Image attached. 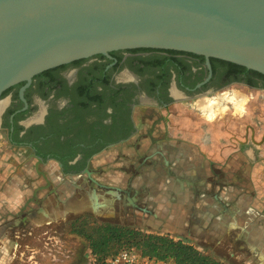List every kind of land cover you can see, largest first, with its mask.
Returning a JSON list of instances; mask_svg holds the SVG:
<instances>
[{"label":"flooded vegetation","instance_id":"af4514ba","mask_svg":"<svg viewBox=\"0 0 264 264\" xmlns=\"http://www.w3.org/2000/svg\"><path fill=\"white\" fill-rule=\"evenodd\" d=\"M232 86L264 91V75L215 57L155 48L120 49L110 55L78 59L43 71L30 83L12 86L1 99L0 135L11 153L20 155L28 150V156L49 165L41 172H16V177L22 178L17 181L22 185L19 188L23 192L33 189L28 202L20 207L19 225L51 228L71 215L92 211L106 217L127 216L158 228L151 223L156 220L151 217L154 212L166 228L167 218L181 227L184 216L178 206L182 203L179 180L196 177L192 187L184 182L187 191L182 200L188 199V194H203L206 180L197 175L198 158L193 153L189 159L184 142L169 134L153 135V126L162 125L158 123L164 120L154 119L153 111L197 101ZM247 97L238 91L213 96L214 111L203 114L213 121L218 114H225V102L244 113ZM109 158L112 165L103 162ZM137 162L146 165L148 176L156 179L154 187L138 170L141 166ZM126 163L133 165V172L124 167ZM135 175L139 181H134ZM93 191L103 204L97 210L90 195ZM131 199H135L133 203ZM227 211L229 207L223 206L217 218L225 220ZM213 216L208 214L210 219ZM201 219L190 221L193 230L201 232ZM1 237L0 259L3 248L15 242ZM258 243L264 247V241L258 239ZM19 245L16 242L10 254ZM4 263L7 260H0Z\"/></svg>","mask_w":264,"mask_h":264},{"label":"rangeland","instance_id":"374dc122","mask_svg":"<svg viewBox=\"0 0 264 264\" xmlns=\"http://www.w3.org/2000/svg\"><path fill=\"white\" fill-rule=\"evenodd\" d=\"M234 91L248 96L244 104L246 109L244 113H238L233 103L225 102L227 106L225 114L222 116L218 114L212 121L206 118L197 105L202 98L219 97L224 92L232 93ZM219 111L222 109L216 110V112ZM153 112L154 119L164 118L163 122L159 121L161 123H158L162 125L153 126V135L169 134L177 141L184 142L183 146L188 149L189 159L193 153L198 158L197 175L206 180V185L202 187L204 193L188 194L186 200H182L183 195H186L185 191H187L184 182L192 187L193 183L190 180L194 181L196 177L179 180L182 182L180 183V200L182 203H179L178 206L180 211H183L182 216H184L181 217L184 221L177 230L179 232L167 234L166 230L159 229L168 228L163 226L158 214L154 212H152L151 217L159 222L153 219L151 223L158 228L141 225L127 216L106 217L92 211L81 215H71L63 223L51 228L43 225L21 226L18 222L20 221L19 206L17 209L9 210L5 215L0 216V223H7V226L0 225V239L3 240L1 237L3 235L9 240L15 241L8 243L3 248V252L6 250L8 255L1 257V262L3 259V262L7 260V263L4 264H89L90 259L87 256L90 251L89 242L78 231H87L92 226L109 220L115 225L132 226L148 233L167 234L176 240H183L193 244L223 264H257L256 256L259 254L262 258L260 262L264 263V247L258 243L260 232L262 233L260 220L255 213L247 212L245 208H242L244 205L241 199L242 196L245 197L246 195L241 191V165L239 161L241 158L239 151L246 153L243 145L252 146L254 142L258 143L264 132V91H250L242 87L232 86L225 91L221 89L213 95L200 97L197 101L177 103L172 105L170 109L162 111L159 109ZM166 129H168L167 133ZM149 130L150 128L145 131L149 132ZM6 147L9 150L7 152L11 155L7 159L9 160L7 168L10 173L9 178L5 180L8 182H20L22 180V178L16 177V172L20 169L41 172L49 166L37 162L32 156H28V150L19 155L11 153L8 145ZM111 158L103 162L112 165L114 161ZM139 164L141 167L138 166V170L140 168L143 172L150 187H154L156 179H151L148 176L146 165L137 162V165ZM124 167L128 171H134L133 165L130 163L124 164ZM186 168L190 169L191 167L186 166ZM134 177V181H139L137 175ZM2 190H4V186L0 189V191ZM222 204L229 207V211L225 213L223 218L225 220L217 218L220 215V209L223 207ZM94 210H97L95 206ZM143 210L150 212L147 208H143ZM209 213L215 217L204 219V216H208ZM198 217L199 219L203 218V221L202 219L200 221V226L203 227L202 234L197 229L193 230L190 222ZM231 223L235 227H231ZM16 242L20 243L19 248L14 249L13 253L10 254V249L12 246H16Z\"/></svg>","mask_w":264,"mask_h":264},{"label":"water","instance_id":"95a60500","mask_svg":"<svg viewBox=\"0 0 264 264\" xmlns=\"http://www.w3.org/2000/svg\"><path fill=\"white\" fill-rule=\"evenodd\" d=\"M130 48L215 57L264 75V0H0V104L45 70Z\"/></svg>","mask_w":264,"mask_h":264},{"label":"trees","instance_id":"16d2710c","mask_svg":"<svg viewBox=\"0 0 264 264\" xmlns=\"http://www.w3.org/2000/svg\"><path fill=\"white\" fill-rule=\"evenodd\" d=\"M78 232L88 240V254L96 259V264H106V259L121 249H136L145 256L172 260L173 264H223L193 244L132 226L102 222Z\"/></svg>","mask_w":264,"mask_h":264},{"label":"crops","instance_id":"0c3cea01","mask_svg":"<svg viewBox=\"0 0 264 264\" xmlns=\"http://www.w3.org/2000/svg\"><path fill=\"white\" fill-rule=\"evenodd\" d=\"M259 140L260 141L258 143H255L253 140L254 144H252V146L246 144L243 145L246 149V153L241 150L239 151L241 154V158L239 160L241 165L240 186H242V193L246 195V198L242 196L241 199L244 205L242 208H245L247 212H253L256 216H258V220H260L259 224L262 226V233L260 232V236L258 238L264 241V132ZM6 144L7 143L2 138V135H0V189L4 186V192L0 191V216L5 215L9 210L17 209L19 206H23L28 202L27 200L30 196H32L31 194L33 192V189H30L31 191L26 190L23 192L22 188H19L18 183L15 181L8 182L5 180L6 178H9L10 170L7 168L9 160L7 159L11 157V155L7 152L9 150L6 147ZM27 173L28 172H20V174ZM25 210L27 209L25 208ZM166 222L168 228L166 229L167 234L177 233L176 231L179 230V227L174 224V220L167 218ZM3 255L2 257H6L8 255L6 250L3 252Z\"/></svg>","mask_w":264,"mask_h":264},{"label":"built area","instance_id":"2783aa9c","mask_svg":"<svg viewBox=\"0 0 264 264\" xmlns=\"http://www.w3.org/2000/svg\"><path fill=\"white\" fill-rule=\"evenodd\" d=\"M89 264H96V259L88 254ZM106 264H173L172 260L145 256L136 249H121L106 259Z\"/></svg>","mask_w":264,"mask_h":264},{"label":"bare ground","instance_id":"6f19581e","mask_svg":"<svg viewBox=\"0 0 264 264\" xmlns=\"http://www.w3.org/2000/svg\"><path fill=\"white\" fill-rule=\"evenodd\" d=\"M229 100H230V98H229ZM231 101V100H230ZM199 107H200V109L202 110V113H204V114H209V113H211L212 112V110H214L213 109V105H214V100L212 99V98H202V99H200V101L198 102V104H197ZM0 111H1V109H0ZM182 171V170H181ZM174 172V171H173ZM177 172V171H176ZM178 176H179V174H178ZM190 176H191V174H190ZM185 179V178H184ZM188 179V178H187ZM193 183L195 182V181H193V180H191ZM115 193H117V191H115ZM91 198L93 199V204H94V206H95V208H98L99 206H102L103 204H101L98 200H97V193L96 192H91ZM167 195V194H166ZM170 196V195H169ZM116 197V196H115ZM172 198V197H171ZM127 199H130V198H127ZM135 200V199H134ZM133 199H131L130 201H131V203H133V201H134ZM161 202H163V201H161ZM167 203V202H166ZM133 205V204H132ZM169 207V206H168ZM94 208V207H93ZM167 209H169V208H166V210ZM201 209H202V207H201ZM167 212H168V210H167ZM204 212V211H203ZM200 215H202L203 216V214H200ZM200 217V216H199ZM199 217L197 218V221L198 220H200L199 219ZM204 219H208V216H204ZM199 222V221H198ZM232 224V226L231 227H235V225H233V223H231ZM237 225V224H236ZM199 226V225H198ZM203 228V227H202ZM202 228H198V230H200V231H202ZM201 233V232H200ZM202 234V233H201ZM260 259L262 260V258H261V255H260ZM261 264H264V263H262V261L260 262ZM259 263V264H260Z\"/></svg>","mask_w":264,"mask_h":264}]
</instances>
